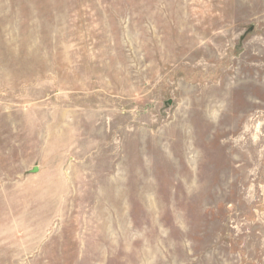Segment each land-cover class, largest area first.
<instances>
[{"label": "rangeland", "instance_id": "rangeland-1", "mask_svg": "<svg viewBox=\"0 0 264 264\" xmlns=\"http://www.w3.org/2000/svg\"><path fill=\"white\" fill-rule=\"evenodd\" d=\"M0 264H264V0H0Z\"/></svg>", "mask_w": 264, "mask_h": 264}]
</instances>
